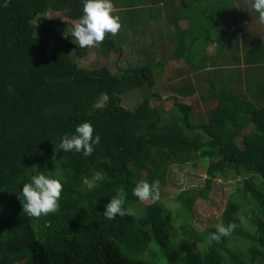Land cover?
Wrapping results in <instances>:
<instances>
[{"label":"trees","instance_id":"1","mask_svg":"<svg viewBox=\"0 0 264 264\" xmlns=\"http://www.w3.org/2000/svg\"><path fill=\"white\" fill-rule=\"evenodd\" d=\"M149 2L116 9L121 24L145 26L157 18ZM238 2L240 17H259L251 0H180L171 18L187 27L164 41L172 56H204L209 42L219 51L212 36L224 22L243 27L227 20L228 7ZM81 14L82 0H0V264H264V84L238 93L231 84H211L198 97L214 101L207 118L197 116L204 112L200 102H187L195 93L188 85L175 91L185 102L173 97L168 109L152 105L155 66L168 62L113 72L107 60L118 62L124 51L109 34L98 45V66H80L76 58L89 48L56 26H73ZM243 40L248 67L262 64L263 37L249 32ZM137 88L145 91L141 101L125 105ZM83 121L101 138L92 155L60 150L61 136ZM189 162L204 167V186L183 192L179 206L169 208L161 200L169 168ZM37 167L59 173L64 183L60 210L33 218L12 191ZM215 178H238L242 185L220 214L224 225L236 228L209 243L216 227L199 223L194 205L209 198ZM144 179L159 185L155 204L132 195ZM119 190L128 193L125 207L138 205L139 214L106 219L103 206ZM231 239L246 246V255L231 248Z\"/></svg>","mask_w":264,"mask_h":264},{"label":"rangeland","instance_id":"2","mask_svg":"<svg viewBox=\"0 0 264 264\" xmlns=\"http://www.w3.org/2000/svg\"><path fill=\"white\" fill-rule=\"evenodd\" d=\"M132 1L133 0H116L114 5L116 9H127V7L125 6H130L128 4H130ZM174 1L176 2V4L180 2V0ZM240 6V2H238L237 4H231V6L227 9V14L231 18H237V16L239 15L240 19ZM156 8H159L163 11V13L161 14L162 19L156 22L150 21L145 26L143 24L138 25L136 22H134V25L128 24L129 22L125 21L126 23L122 24L119 32L116 35L111 36L116 44L123 48L124 52H122V58L118 62H116V60L112 58L111 61L107 60V64L109 65V68L113 72H115L116 69L120 70L126 67L142 66L146 62H152L155 64L156 62L158 63L162 61L168 63L170 62L168 69H164L163 74L162 70L164 67L155 66V79L152 92H157L158 97L152 98L151 101L152 105L162 104L166 107V109H168L170 108L173 97H177V100L185 102L186 98L182 95L176 94L175 89H177L178 86H182L184 82L188 81V77L179 78L174 74V60L168 58L171 55V49L164 44H160V42H163V40H170V34L176 27V24L172 20H170V14L173 12V10L170 7L165 9L164 6H158ZM117 14L121 17L122 20L121 12L117 11ZM246 14L254 19L252 14ZM248 23V21H245L243 24L246 25ZM185 25L186 23H182L180 24V27H184ZM72 28V25H67L64 27L56 26L57 33L62 36L71 34ZM177 28L178 27H176V29ZM224 28L227 30V32H233L234 29L230 24H228V27ZM224 28L222 31L225 30ZM235 34H240L239 29L236 30ZM106 35L109 34L106 33ZM214 36L216 38L219 37V40L224 39V37L220 36L217 32L214 34ZM242 37L245 39V34L241 35L238 38ZM238 38H229V40L232 41L233 39L234 41ZM52 46L53 43H50L49 49H51ZM98 56L99 46L97 45L96 47H89L88 54L85 57L76 58V61L82 67L91 68L98 66ZM215 61L218 62V60ZM233 91L235 93L239 92L238 89H233ZM144 93L145 91L139 88L132 90L127 94V96L124 97V104L131 107L136 105L139 101H141ZM195 101L199 102L197 96L193 95L192 98H190L187 102L195 103ZM211 103L213 104L214 102L212 101ZM210 106L211 105L204 104V112H201V114L198 113V118H207L206 114ZM206 176L207 175L204 167L198 162H189L183 165L172 164L167 174L166 185L161 190V200L169 208H173L175 206L178 207V196L185 191H198L204 186V180ZM241 185L242 181L238 178H230L226 181L217 178L213 179L212 187L209 192V198L205 201L197 199L194 205L195 216L199 219V223H201L203 226L214 227L218 223H221L220 214L223 211L226 202L230 198L231 193H233L237 189V187H240ZM149 202L150 201H143L142 203L148 204ZM133 210L137 214H139L138 205L134 206ZM238 217H240V220L244 223V225H246V223L244 222V215L241 212H238ZM176 237H179V235H177ZM230 243L232 245L230 246L233 250L240 249L239 251L243 252L240 254L246 255L245 245L243 248H241L242 243L235 241L234 239H231Z\"/></svg>","mask_w":264,"mask_h":264},{"label":"clouds","instance_id":"3","mask_svg":"<svg viewBox=\"0 0 264 264\" xmlns=\"http://www.w3.org/2000/svg\"><path fill=\"white\" fill-rule=\"evenodd\" d=\"M251 2L253 10L259 15V20L264 22V0H251ZM121 27V17L117 14L113 0H82V14L74 23L71 35L80 48L96 47L104 41L106 33L116 35ZM8 91H14L11 84L8 85ZM100 139L99 134L94 135L92 123L83 121L75 126L74 131L61 136L58 147L64 152L74 151L84 156H91ZM63 183L59 173L52 175L50 171L42 172L37 167L32 174H29L27 180L18 181V187L12 192L17 194L24 213L39 218L60 210L59 201ZM132 195L139 201H151L155 204L160 199L159 185L147 179L140 180L135 183ZM127 196L126 191H117L104 204L102 215L109 220L117 216L132 215L133 210L125 207ZM215 227L216 231L210 234L209 243L229 236L236 228V224L226 226L221 222Z\"/></svg>","mask_w":264,"mask_h":264},{"label":"crops","instance_id":"4","mask_svg":"<svg viewBox=\"0 0 264 264\" xmlns=\"http://www.w3.org/2000/svg\"><path fill=\"white\" fill-rule=\"evenodd\" d=\"M150 0L147 5H154L155 9L157 10L158 17L152 18L150 17L148 21H158L161 18V14L163 13L162 10L159 8H156L158 6H164V8H171L174 12H177V8L179 6V3L176 4L174 0ZM254 19L250 17L249 15L245 14L241 16L239 19V15L236 18V22L242 25L243 27H234L231 26L233 29V32H227V30L219 32L218 34L220 36H223L224 39H220V49L219 51L216 50V44L214 42H209L205 46V55L201 56L193 54L192 57H186L185 55H182L180 57H173L172 54L174 53V50H171V55L168 57L172 60H174L175 63V71L174 74L177 75L179 78L188 77V81L184 82L183 85H188L189 87L195 88V93L193 95H196L197 98L199 97L200 93L205 91V89H208L211 84H222L223 86L229 87L228 84H231V90L238 89V91H244L245 88L248 87L250 84L251 86L255 83H260V86L264 84V22H261L258 18H255V15L252 14ZM171 16V14H170ZM229 16V15H228ZM170 20L172 18L170 17ZM227 20H230L227 18ZM173 21V20H172ZM245 21H248L249 23L244 25L243 23ZM176 24V27L180 29H184L187 27V21L180 20V21H173ZM186 23L184 27H180V24ZM225 24H227L226 27H228V22L225 21ZM231 23V21H230ZM229 23V24H230ZM250 23H252L250 26H248ZM259 28H258V26ZM232 25V24H230ZM247 26V27H245ZM261 26H263L261 28ZM174 30H178V28ZM239 29V32L241 35L247 34L250 32V34H257V32L263 37V46H262V64L257 66H249L245 63V59H247L248 54L245 55V46L244 43L246 40H243L244 38H238L241 35H236V30ZM213 35V33H212ZM212 38H216L215 36ZM219 38V37H218ZM217 38V39H218ZM229 38H238L236 40L230 41ZM160 42V44L166 45V43ZM246 43V42H245ZM215 60H218L216 62ZM215 65H214V63ZM170 65V62L165 65V70L168 69ZM166 74V73H165ZM180 86H178L179 88ZM177 88V89H178ZM175 89V91L177 90ZM197 92V93H196ZM199 93V94H198ZM259 98V97H257ZM199 102L201 103V106L204 108V104L210 105L212 104V101H203L198 98ZM214 102V101H213ZM213 105V104H212Z\"/></svg>","mask_w":264,"mask_h":264}]
</instances>
